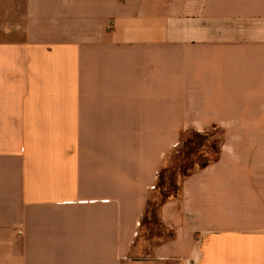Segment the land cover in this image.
Listing matches in <instances>:
<instances>
[{
    "label": "crops",
    "instance_id": "1",
    "mask_svg": "<svg viewBox=\"0 0 264 264\" xmlns=\"http://www.w3.org/2000/svg\"><path fill=\"white\" fill-rule=\"evenodd\" d=\"M1 5L0 264H264V150L229 138L142 233L183 133L264 132V0Z\"/></svg>",
    "mask_w": 264,
    "mask_h": 264
},
{
    "label": "trees",
    "instance_id": "2",
    "mask_svg": "<svg viewBox=\"0 0 264 264\" xmlns=\"http://www.w3.org/2000/svg\"><path fill=\"white\" fill-rule=\"evenodd\" d=\"M211 136L212 135L208 133L204 134L196 131L183 133L179 146L173 150L179 155V157H183V159L181 163H179L176 167L171 169L164 166L159 172L157 183L147 204L146 213L142 220V226L160 225L163 228L160 217V212L163 205L170 199L176 198L180 195L182 184L188 177H190L197 170L203 169L211 163L219 160L222 152V144L221 146H217L215 142H211ZM201 148L214 150L216 153V157L207 163H204L202 165L194 164L191 168H189L188 164L192 163L194 158H198ZM178 175L181 177V182L179 184L176 183ZM156 190H160V198L158 202L152 198V195ZM150 215L151 217H149ZM156 236L162 238L164 235L153 234L150 236V238H147L150 240L151 238H155Z\"/></svg>",
    "mask_w": 264,
    "mask_h": 264
},
{
    "label": "rangeland",
    "instance_id": "3",
    "mask_svg": "<svg viewBox=\"0 0 264 264\" xmlns=\"http://www.w3.org/2000/svg\"><path fill=\"white\" fill-rule=\"evenodd\" d=\"M1 1L0 0V12L2 11V5H1ZM210 134L212 135L210 137V141L211 142H215L217 144V146H221L222 147L224 145V143L227 141V138H229L230 140H233L235 142V144L239 147H243L244 146V150L245 152H254L256 153V156L262 157L263 154V150H264V132L262 131H258V132H235V133H226L224 131H212V132H205L204 134ZM228 135L230 137H228ZM216 157V153L214 150L212 149H204L201 148L200 149V155L198 156V158H194L192 163H189L188 166L189 168H191L194 164H204L207 163L211 160H213ZM183 157H179V155L177 153H175L174 151H172L166 159L165 162V166L169 167V168H174L176 167L179 163H181ZM258 161V160H257ZM260 162L262 161V159L259 160ZM196 165V167H197ZM181 182V177L178 175L177 179H176V183L179 184ZM168 191V190H166ZM152 198L154 200H156L158 202L159 198H160V190H156L153 195ZM151 217V215L149 216ZM152 231V232H151ZM143 237L146 239L147 237L150 238L151 235H158V234H163L164 235V230L160 225H144L143 226Z\"/></svg>",
    "mask_w": 264,
    "mask_h": 264
},
{
    "label": "built area",
    "instance_id": "4",
    "mask_svg": "<svg viewBox=\"0 0 264 264\" xmlns=\"http://www.w3.org/2000/svg\"><path fill=\"white\" fill-rule=\"evenodd\" d=\"M181 264H198L196 260L194 259H183L181 261Z\"/></svg>",
    "mask_w": 264,
    "mask_h": 264
}]
</instances>
